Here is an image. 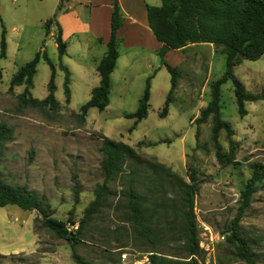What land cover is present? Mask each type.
Wrapping results in <instances>:
<instances>
[{"label":"rangeland","instance_id":"obj_1","mask_svg":"<svg viewBox=\"0 0 264 264\" xmlns=\"http://www.w3.org/2000/svg\"><path fill=\"white\" fill-rule=\"evenodd\" d=\"M101 1L108 5L110 0ZM79 2L64 0L57 8L56 0H0V52L4 30L7 42V57L0 61V122L9 124L15 132L14 141L5 146L4 157L0 159L2 179L9 185L36 191L51 205L55 218L67 221L72 216L80 223L96 198V190L105 186L101 170L102 137L123 142L135 148L152 166L162 163L188 183L191 171L195 172L200 188L194 209L203 251L200 264H246L228 237L240 206L241 191L252 176L250 164L264 166V100L246 102L248 115L242 118L233 81L222 86V118L234 128V139L239 144L237 163L224 166L217 151L223 154L230 151L226 132H220L216 143L212 119L203 125H197L196 121L212 99V84L226 73L227 57L214 45L202 44L169 57L171 66L178 65L180 77L165 118L160 114L171 89L169 72L164 71L156 78L155 72L145 77L140 73L129 77L120 74L113 78L109 106L104 111L90 109L86 124L82 125L73 114H78L90 100L91 91L77 70L79 48H85L88 60L106 50L90 34L78 32L67 39L70 53L60 60L58 49L45 30V21L52 18L57 21L61 13L89 24L90 10ZM68 3L72 10L66 12ZM123 3L128 11L142 5L137 0ZM42 48L56 66L59 110L22 103L20 96L25 86L11 88L16 72ZM181 57L185 61L179 64ZM61 64L71 76L69 103ZM51 73L42 59L34 78L33 98L43 100L48 96ZM234 75L247 92L264 94V56L256 61L243 59L235 67ZM149 78L151 93L153 86L149 115L131 132L134 120L127 118V114L138 109ZM143 181L140 190L146 189ZM107 187L110 191L102 207L90 219L82 243L77 246L78 254L88 264H148L153 250L167 256L187 257L183 248L184 219L178 211L181 207L173 185H166L158 195L150 194V200L158 197L159 202L170 207L167 219L173 223V233L163 235L155 249L126 220L128 210L123 194L127 181L117 179L107 183ZM38 218L42 220L36 211L14 205L0 207V253L6 256L0 264H76L69 243L36 222ZM240 225L259 254L258 264H264V180L258 184Z\"/></svg>","mask_w":264,"mask_h":264},{"label":"trees","instance_id":"obj_2","mask_svg":"<svg viewBox=\"0 0 264 264\" xmlns=\"http://www.w3.org/2000/svg\"><path fill=\"white\" fill-rule=\"evenodd\" d=\"M64 0H62L63 2ZM161 6H147L148 25L156 39L163 44L160 50L161 63L171 75V89L167 95L165 106L160 114L165 118L169 113L172 96L177 89L180 71L171 66L165 56L169 51L181 50L191 44L214 45L227 57L225 75L212 84V99L206 108L200 112L197 125L208 123L212 119L213 140L217 143L221 131H225L230 145L228 154L217 151V157L224 166L236 161L238 142L234 139L235 131L232 125L222 118L221 114V88L232 80L235 86V96L239 107V115L244 118L248 115L246 102L264 100V94L256 95L247 92L245 85L235 77L234 69L243 59L256 61L264 56V0H161ZM124 22L119 0L113 1L111 24V38L107 45V53L98 66L101 82L92 91L91 99L81 107L78 114H73L82 125L86 124L90 109L104 111L110 104L111 75L114 72L120 57V40L117 36ZM56 24L58 35L56 37L60 60L66 55L67 43L62 38V30L55 18L45 23V30L49 34L51 26ZM3 31L1 42L0 61L7 57V42ZM44 60L51 68V78L48 83V96L43 99L33 98L31 90L34 87V78L37 67ZM65 71L64 89L67 103L71 100V76L67 67L61 64ZM56 66L49 58L46 50L42 48L34 59L21 67L11 81V88L25 86L21 94L22 103L33 106H48L52 110H59L61 105L56 98L57 86ZM2 68L0 67V80ZM151 79L143 96L139 100L138 109L127 118L134 120V131L138 124L149 115L151 99ZM199 138V132L196 134ZM14 129L5 122H0V159L4 157L5 146L14 141ZM101 146L104 159L101 170L105 177V186L96 190V198L85 211L84 219L78 223L71 216L67 221L54 217L51 205L44 197L27 186H12L7 184L0 175V207L10 205L18 206L25 211H36L42 217L36 219L42 226L54 233L59 239H65L72 250V257L76 264H88L87 260L78 254L77 246L82 243V235L90 219L102 207L105 197L109 193L107 183L122 179L127 181L124 190L126 199L125 208L127 222L137 228L138 235L154 247L157 241L169 233H173V223L168 222L167 211L170 208L165 202H159L158 197L150 200V194L161 193L166 185H173L177 190L180 203L179 212L184 219L183 245L187 257L167 256L156 250L151 251L148 264H200L202 255L198 224L195 216V199L199 192L196 183V174L191 171V183L182 176L166 167L162 163L153 165L145 160L135 148L111 140L105 136ZM252 176L247 181L240 194V206L235 219L231 223L228 241L235 246L237 255L246 264H258L259 254L253 244L242 231L240 222L245 212L251 206V200L257 192V186L264 180V166L259 163L250 164ZM147 170V171H146ZM150 172V173H148ZM152 172V173H151ZM146 189L140 190L141 180ZM78 194L77 185H75ZM174 207V206H173ZM175 208V207H174ZM177 212V211H176ZM6 256L0 253V261Z\"/></svg>","mask_w":264,"mask_h":264},{"label":"crops","instance_id":"obj_3","mask_svg":"<svg viewBox=\"0 0 264 264\" xmlns=\"http://www.w3.org/2000/svg\"><path fill=\"white\" fill-rule=\"evenodd\" d=\"M70 1L71 0H68L69 3ZM113 1L114 0H110L108 5H104L101 0H80L79 3L90 10L89 24H84L79 19L71 18L65 13H61L57 20L58 24L60 25L59 27L62 30L61 33L64 42L68 43L67 39L69 37H75L76 34H79L78 32H85L90 34L91 37L98 41L102 48L106 50L101 56L94 55L91 56L90 60H88L86 57V50H84L85 48H83V46L79 48L80 54H78V61L80 63L78 64L77 70L83 76V78L86 79V87L91 91V95L92 91L98 87L101 82L98 66L107 53V45L111 38ZM60 2L62 3V0H56L57 8L59 7ZM138 2H141L142 4V11L140 4L137 5L136 10L132 9L131 11H128L123 3V0H119L122 12L124 14V22L117 34L120 40V57L118 58L114 72L111 75V88L113 78L116 75L122 74L124 77H129L140 73V75L145 77L155 72L156 78L158 74L167 71L166 67L162 65L159 55L163 44L160 43L154 36L153 32L149 28L147 19V6H161L162 2L161 0H137V3ZM69 3L67 5L68 8H64L66 12L72 10L71 6H69ZM56 7L52 10L53 15L57 10ZM102 9L104 10L102 11ZM70 22H72L73 25L69 26ZM56 30L58 33V27L56 28V24H53L49 34H47V37L52 38L55 47L58 49L56 41L58 34L55 35ZM197 46L198 45L196 44H191L181 50L169 51L165 56V60H167L169 63V57L173 53H184L188 49ZM69 53V47L67 46L66 55H69ZM184 61L185 58L181 57L179 64H182ZM174 66L178 67V65ZM35 237L37 238L36 234Z\"/></svg>","mask_w":264,"mask_h":264}]
</instances>
